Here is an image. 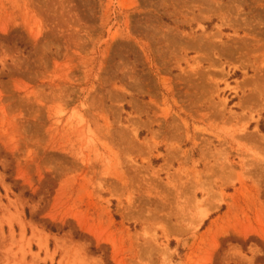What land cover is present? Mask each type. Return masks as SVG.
I'll list each match as a JSON object with an SVG mask.
<instances>
[{
  "label": "rangeland",
  "instance_id": "1",
  "mask_svg": "<svg viewBox=\"0 0 264 264\" xmlns=\"http://www.w3.org/2000/svg\"><path fill=\"white\" fill-rule=\"evenodd\" d=\"M263 114L264 0H0V264H264Z\"/></svg>",
  "mask_w": 264,
  "mask_h": 264
},
{
  "label": "trees",
  "instance_id": "2",
  "mask_svg": "<svg viewBox=\"0 0 264 264\" xmlns=\"http://www.w3.org/2000/svg\"><path fill=\"white\" fill-rule=\"evenodd\" d=\"M259 126H260V130L264 133V114H263V117L260 121ZM76 236H77V234H76Z\"/></svg>",
  "mask_w": 264,
  "mask_h": 264
}]
</instances>
